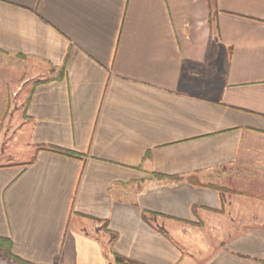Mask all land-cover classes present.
Here are the masks:
<instances>
[{
	"label": "crops",
	"instance_id": "obj_1",
	"mask_svg": "<svg viewBox=\"0 0 264 264\" xmlns=\"http://www.w3.org/2000/svg\"><path fill=\"white\" fill-rule=\"evenodd\" d=\"M0 240L264 264V0H0Z\"/></svg>",
	"mask_w": 264,
	"mask_h": 264
},
{
	"label": "trees",
	"instance_id": "obj_2",
	"mask_svg": "<svg viewBox=\"0 0 264 264\" xmlns=\"http://www.w3.org/2000/svg\"><path fill=\"white\" fill-rule=\"evenodd\" d=\"M47 150L52 151V152H55V153H58V154H61V155H65V156L79 157L78 155H76V154H74V153L67 152V151H64V150H61V149L47 148ZM9 248H10V243H9V242L4 241V240H0V250L2 251V249H3V252H2L3 257H4L5 259L11 260V261H15V262H17V263H21L20 260H18V259H16V258L12 257V256L10 255V253H9ZM115 261H116L117 264H118V263L120 264L123 260H122L120 257L116 256V257H115ZM22 263H23V262H22ZM22 263H21V264H22ZM23 264H24V263H23Z\"/></svg>",
	"mask_w": 264,
	"mask_h": 264
},
{
	"label": "rangeland",
	"instance_id": "obj_3",
	"mask_svg": "<svg viewBox=\"0 0 264 264\" xmlns=\"http://www.w3.org/2000/svg\"><path fill=\"white\" fill-rule=\"evenodd\" d=\"M24 103H25V102H23V106H24ZM24 143H26V138H25V135L23 134V148H24V146H25ZM19 157H20V155H19ZM23 159H27V154L25 153L24 150H23ZM2 252H3V249H2V251L0 250V254H1V256H3ZM3 258H4V257H3ZM3 258L1 257V259H0V264H21V263H22V261H21V263H17V262H15V261H11V260H8V259H5V260H7V261H3V260H2ZM23 263H24V262H23ZM23 263H22V264H23ZM24 264H27V263H24Z\"/></svg>",
	"mask_w": 264,
	"mask_h": 264
}]
</instances>
